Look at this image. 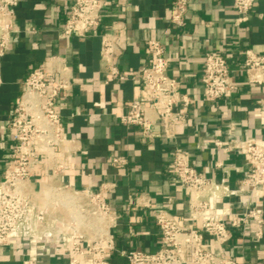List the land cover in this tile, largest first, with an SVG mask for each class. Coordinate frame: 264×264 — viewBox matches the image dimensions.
Here are the masks:
<instances>
[{
	"label": "crops",
	"instance_id": "obj_1",
	"mask_svg": "<svg viewBox=\"0 0 264 264\" xmlns=\"http://www.w3.org/2000/svg\"><path fill=\"white\" fill-rule=\"evenodd\" d=\"M75 0H19L14 20L12 43L0 58V179L14 146L8 124L23 92L29 73L51 57L66 59L75 82L72 95L58 101V111L67 134L78 141L77 153L65 162V179L80 190L98 191L103 184H116L107 195L108 203L120 218L114 229L116 251L109 254L112 264H127L121 252L136 249L154 253L162 242L154 223L156 214L165 210L181 223L189 219V193L179 186L173 167L176 147L187 150L192 165L206 177L226 179L233 190L250 178L252 162L246 156L228 153L232 140L264 138L261 101L264 88L251 85L237 73L244 51L264 54V0L252 10L250 21L237 24L235 0H190L186 25L171 24L175 0H128L118 6L109 0L100 26L86 38H60L70 8ZM115 35L122 53L117 59L121 71L137 75L150 63L146 42L159 40L169 60L168 74L181 84V93L194 104L188 109L186 125L154 131L160 135L145 143L139 127L118 123L127 111V103H149L138 78L108 82L101 53L106 35ZM208 53L223 55L232 71L236 90L214 102L206 100L202 74L203 57ZM112 157H123L127 164L111 165ZM45 161L37 164L33 178L36 189L45 180ZM264 208V187L261 188ZM141 195L153 199L151 208L135 207ZM244 198L247 193H243ZM40 202V197H37ZM240 212V197H231L214 205ZM233 239L224 246L206 236L209 248L218 255L247 263L264 264V237L255 240L252 230L243 235L232 230ZM30 245L14 240L0 246V264H21ZM61 254L50 253L39 264H66Z\"/></svg>",
	"mask_w": 264,
	"mask_h": 264
},
{
	"label": "built area",
	"instance_id": "obj_2",
	"mask_svg": "<svg viewBox=\"0 0 264 264\" xmlns=\"http://www.w3.org/2000/svg\"><path fill=\"white\" fill-rule=\"evenodd\" d=\"M124 6L128 0H117ZM259 0H235L236 23L250 21ZM190 0H175L171 24L184 27ZM19 0H0V58L4 57L13 41L14 20ZM109 0H75L70 8L60 38H86L100 26ZM145 51L150 63L137 75L119 68L117 59L122 50L115 35H106L101 61L107 81H128L138 78L149 103L128 102L125 114L117 117L126 127H139L145 143L160 137L154 131L160 123L163 128L186 125L188 109L194 101L181 93V84L168 74L169 60L159 40L146 42ZM202 84L205 97L214 102L233 93L235 74L227 59L217 53L203 57ZM238 74L247 82L264 88V54L251 49L244 51ZM1 84V77H0ZM75 82L66 59L55 56L32 70L23 84V92L8 124L14 138L9 161L0 179V246L8 247L14 240L30 245L21 264H39L51 252L66 257V264H112L109 254L116 251L114 229L120 218L108 203L107 195L116 184H103L98 191L80 190L65 179L66 161L77 153L78 141L68 136L58 111V101L73 93ZM264 121V98L261 101ZM228 153L246 156L252 162L250 178L240 189L233 190L226 179L217 181L200 173L191 162L186 149L176 147L172 167L180 187L190 196L189 219L179 222L169 212L159 211L154 223L159 229L162 246L154 253L136 249L122 251L127 264H255L238 261L214 253L206 236L219 246L230 243L232 230L243 235L252 230L255 240L264 237V208L261 188L264 187V138L232 140L228 145L216 143ZM45 161V180L36 189L33 178L37 164ZM115 168L127 160L112 157ZM243 193H247L244 198ZM40 197V202L37 200ZM231 197H240L241 211L214 205ZM153 199L141 195L135 207L151 208Z\"/></svg>",
	"mask_w": 264,
	"mask_h": 264
}]
</instances>
